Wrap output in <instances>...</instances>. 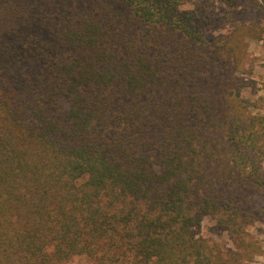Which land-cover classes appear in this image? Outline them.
<instances>
[{
	"label": "trees",
	"instance_id": "16d2710c",
	"mask_svg": "<svg viewBox=\"0 0 264 264\" xmlns=\"http://www.w3.org/2000/svg\"><path fill=\"white\" fill-rule=\"evenodd\" d=\"M255 7L0 0V264H247L264 112L244 66L261 31L208 32ZM205 217L240 251L213 248Z\"/></svg>",
	"mask_w": 264,
	"mask_h": 264
},
{
	"label": "rangeland",
	"instance_id": "374dc122",
	"mask_svg": "<svg viewBox=\"0 0 264 264\" xmlns=\"http://www.w3.org/2000/svg\"><path fill=\"white\" fill-rule=\"evenodd\" d=\"M190 6V4L187 5V7ZM216 13H227V10L226 8H221ZM245 22L246 24L256 25L258 30L261 31L256 38L247 41L244 69L249 72L248 76L256 82L257 100L254 112H264V31H262L264 30V9L259 12L255 7L249 9L246 15L237 14L234 21L229 25L210 30L208 38L211 40L217 34L225 32L226 29L235 25L242 26ZM202 234L215 249H221L225 252L240 251V249L236 248L229 233L217 228L215 220L211 217L204 218ZM247 242L249 244L247 264H264V220H257L250 227ZM63 264H89V259L86 256H75Z\"/></svg>",
	"mask_w": 264,
	"mask_h": 264
}]
</instances>
